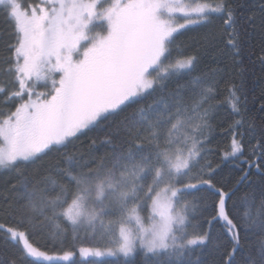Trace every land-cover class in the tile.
Masks as SVG:
<instances>
[{"label":"snow or ice","instance_id":"1","mask_svg":"<svg viewBox=\"0 0 264 264\" xmlns=\"http://www.w3.org/2000/svg\"><path fill=\"white\" fill-rule=\"evenodd\" d=\"M0 16L11 25L0 43V103L19 101L0 108V170L15 173L0 187V211L15 226L0 223V232L19 252L6 259L5 249L0 264H201L217 221L227 236L215 244L217 264H264V99L250 115L244 69L239 83L217 68L169 87L198 64L195 55L173 57L183 30L219 22L223 55L236 62L242 33L231 0H0ZM221 80L227 95L216 101ZM222 107L237 118L222 129L229 143L221 159L248 166L227 191L209 159L211 121ZM100 126H109L105 156L69 154L65 167L57 162L43 173L23 167ZM245 182L244 211L230 216L227 201ZM60 218L68 226L50 230ZM242 231L255 242L238 262ZM45 233V246L62 255L31 239Z\"/></svg>","mask_w":264,"mask_h":264},{"label":"trees","instance_id":"2","mask_svg":"<svg viewBox=\"0 0 264 264\" xmlns=\"http://www.w3.org/2000/svg\"><path fill=\"white\" fill-rule=\"evenodd\" d=\"M39 0H22V3L25 6L30 4H35ZM199 2H204V0H199ZM233 7L236 8L238 15L240 16V25L242 33V43L240 55L235 58L236 62L233 63L231 60L227 59L223 52L224 43L226 36L223 34L222 26L219 22L212 27H194L188 30H183L180 35L177 36L176 44L179 47L178 51H173V57L178 55H195L198 58V64L196 70L190 75H184L182 78L173 81L169 87L175 89L176 86L185 85L187 86L191 79L195 76L203 75L205 73H211L213 69L221 68L225 69L228 75L225 76V80L232 79L235 77L236 83L240 82V70L243 71V80L245 92L248 96V104L250 109V115L254 113L256 107L259 106L261 99H264V63H261L260 57L264 54V0H231ZM248 17H252V20L249 21ZM11 31V25L7 23L2 16H0V43L5 40H8L9 33ZM2 49H0V55H2ZM2 79V78H0ZM225 80L220 81L218 88V94L215 98L216 101L223 100L227 95L225 91ZM187 95V94H186ZM154 97H148L145 100H141L138 104H132L130 107H127L123 112L118 116H115L112 119L113 124L118 122L125 116L131 115V113L139 107L146 106L148 103H151ZM2 99V97H0ZM215 101H213L214 103ZM19 101H14L9 104L0 103V108H3L5 111L14 110L15 104ZM230 110L226 107L218 109L211 121L214 125V132L211 136V141L209 147L213 148L215 151L209 155V159L212 161L213 166L219 165L217 169V186H225V191L229 188H232L235 184L237 178L241 175L240 168H247L246 164H242L240 161L232 160H222L221 159V150L225 149L229 143L228 135L223 134L222 129L226 128L233 119L237 117L228 115ZM105 125L108 122H104ZM109 126H100L94 127L91 131L86 130L83 134L79 136L78 139L74 140L67 148L59 147L53 149L47 155L42 156L35 163H29L23 165L29 173H33L36 170H40L43 173L51 165L59 163L60 167H65V157L69 154L75 153L77 158L81 152L91 151L92 155L96 157H103L111 151V149L102 143L105 138ZM96 140V145L93 149L89 150V144L91 140ZM245 157L251 158L248 151H245ZM243 159V158H241ZM251 179L253 181L259 180V173L255 168L251 169ZM54 174V173H53ZM15 173L6 172L0 170V187H7V182H12ZM66 182V181H65ZM255 187V185H252ZM250 191V186L247 182L238 185L234 189V195L230 200L227 201V210L230 216H234L237 211L243 213L244 206L241 203V198L245 193ZM55 195V192L51 193ZM201 195H207V193H200ZM236 204V207H233V204ZM214 214V213H213ZM0 223L5 224L6 226H15V222L9 218L8 214L4 211H0ZM56 223H60L61 227H67L68 222L60 218L58 221H53L49 228L50 230L56 229ZM205 229L208 228L207 224H204ZM23 230V229H21ZM212 234L214 237H217V240L213 245H209L205 249L203 254H201V264H217V261L220 259L219 253L215 247V244H225L227 242V236L225 235L223 229V222L217 221L212 225ZM246 234L242 231L241 243L245 245V248L242 249L237 254V261L241 262L245 253L247 252V245L254 244L255 237L248 235V239L244 240L243 237ZM4 233L0 232V254H5V249L7 252L5 258H15L19 256L16 245L11 242L5 243ZM33 241L37 242V245L41 248L42 251L47 252H57L62 253L59 248L52 249L46 247V241L48 239L47 234L35 235L31 237ZM69 237V242H70ZM85 246H87V241H85ZM78 258V254L77 257ZM139 259V258H137ZM19 264V262H18ZM64 264H69V262H64Z\"/></svg>","mask_w":264,"mask_h":264},{"label":"rangeland","instance_id":"3","mask_svg":"<svg viewBox=\"0 0 264 264\" xmlns=\"http://www.w3.org/2000/svg\"><path fill=\"white\" fill-rule=\"evenodd\" d=\"M38 3H40V0H39L38 2H36L35 4H30L29 6H31V5H36V4H38ZM179 22L182 23L183 21L181 20V21H179ZM48 253H49L50 255H62V253H57V252H53V253H52V252H51V253L48 252Z\"/></svg>","mask_w":264,"mask_h":264}]
</instances>
